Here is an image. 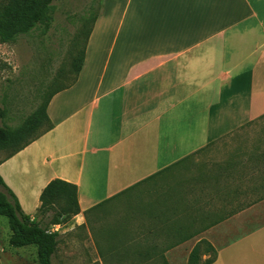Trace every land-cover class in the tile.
I'll list each match as a JSON object with an SVG mask.
<instances>
[{"label": "crops", "instance_id": "0c3cea01", "mask_svg": "<svg viewBox=\"0 0 264 264\" xmlns=\"http://www.w3.org/2000/svg\"><path fill=\"white\" fill-rule=\"evenodd\" d=\"M102 8L52 128L0 162L30 216L49 180L76 184L51 264H187L201 241L210 264H264V0Z\"/></svg>", "mask_w": 264, "mask_h": 264}, {"label": "rangeland", "instance_id": "374dc122", "mask_svg": "<svg viewBox=\"0 0 264 264\" xmlns=\"http://www.w3.org/2000/svg\"><path fill=\"white\" fill-rule=\"evenodd\" d=\"M102 6L103 0H52L45 32L44 25H38L17 35L11 42H0L3 125H20L51 90L72 82L76 73L73 61L78 59L84 47L92 17L102 12ZM8 153V149H0V160ZM0 190L4 189L0 186ZM9 235L7 217L0 215V264H18L19 248L23 246H11ZM30 246L36 248L34 244Z\"/></svg>", "mask_w": 264, "mask_h": 264}, {"label": "trees", "instance_id": "16d2710c", "mask_svg": "<svg viewBox=\"0 0 264 264\" xmlns=\"http://www.w3.org/2000/svg\"><path fill=\"white\" fill-rule=\"evenodd\" d=\"M52 0H0V42H11L21 33H27L38 25L48 29ZM96 15L92 17L87 29L84 47L77 60L73 61L75 77L82 66L87 37L91 31ZM71 83L51 90L46 99L27 118L16 127L1 123L5 109L0 105V149H8L6 158L13 156L33 140L53 126L47 105L50 98ZM44 129L38 132L39 129ZM3 160H0L2 162ZM0 215L8 220L9 244L13 247L36 245L37 264H51V256L56 250L57 233L50 230L53 224L67 222L79 212L76 184L62 178H53L47 182L39 196V206L33 216L24 213L14 192L7 186L0 175ZM210 256L201 261L203 253ZM216 250L206 241L194 246L188 256L187 264H210L216 258ZM166 264V263H162Z\"/></svg>", "mask_w": 264, "mask_h": 264}]
</instances>
